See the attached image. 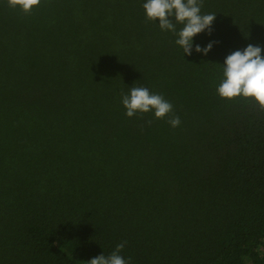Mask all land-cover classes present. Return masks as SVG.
Returning a JSON list of instances; mask_svg holds the SVG:
<instances>
[{"label":"trees","instance_id":"1","mask_svg":"<svg viewBox=\"0 0 264 264\" xmlns=\"http://www.w3.org/2000/svg\"><path fill=\"white\" fill-rule=\"evenodd\" d=\"M144 3L0 0V264H264V109L216 91L264 0H203L191 55ZM134 84L172 113L127 117Z\"/></svg>","mask_w":264,"mask_h":264},{"label":"clouds","instance_id":"2","mask_svg":"<svg viewBox=\"0 0 264 264\" xmlns=\"http://www.w3.org/2000/svg\"><path fill=\"white\" fill-rule=\"evenodd\" d=\"M7 2L10 8H19L28 13L34 7H38L41 0ZM202 3L203 0H145L143 8L148 20L159 21V28L176 36L175 43L183 49L184 54L191 55L193 38L205 30L211 34V26L216 18L215 13L201 14ZM177 25L182 27L178 30ZM213 43L215 42H210L203 48L196 45L195 51L207 55ZM261 53L262 49L259 46L249 44L243 50H236L226 56L221 69L222 78L216 89L220 98L227 100L244 98L264 109V56ZM121 102L129 118L138 112H152L156 119H163L173 110V105L162 95L151 93L147 88L135 84L128 93L121 92ZM168 123L173 128L178 127L181 123L180 117L172 115ZM126 243V241L118 243L109 256L101 254L86 264H130V258L126 260L121 255Z\"/></svg>","mask_w":264,"mask_h":264}]
</instances>
